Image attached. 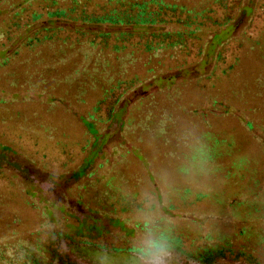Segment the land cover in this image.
<instances>
[{
    "label": "rangeland",
    "instance_id": "1",
    "mask_svg": "<svg viewBox=\"0 0 264 264\" xmlns=\"http://www.w3.org/2000/svg\"><path fill=\"white\" fill-rule=\"evenodd\" d=\"M191 2L199 8L205 0ZM259 2L242 1L245 19ZM245 23L233 22L207 38L192 73L143 86L152 92L151 115L171 114L176 122L170 133L184 131V144L174 136L167 142L158 137L161 117L149 120L148 132L121 128L120 119L142 115L137 102L111 121L94 124L91 134L86 131L77 116L100 89L88 79L89 67L79 52L43 48L32 59L1 68L0 131L26 130L49 161L61 148L72 152L74 142L89 140L65 175L5 144L10 149L0 150L2 241L60 232L68 236L69 250L88 264H130L125 249L141 239L144 213L152 204L167 219L166 236L185 256L208 248L264 254V145L259 143L264 140V80L258 84L246 77L245 89L232 84L222 90L217 102L224 107L207 118L198 115V103L204 100L189 80L212 71L218 49L238 37ZM241 66L249 76L263 69L264 50L256 60L244 57ZM206 132L225 143L213 159L195 152L204 142L213 143ZM168 147L174 156L166 155ZM122 200L134 201L139 209L120 213Z\"/></svg>",
    "mask_w": 264,
    "mask_h": 264
},
{
    "label": "trees",
    "instance_id": "2",
    "mask_svg": "<svg viewBox=\"0 0 264 264\" xmlns=\"http://www.w3.org/2000/svg\"><path fill=\"white\" fill-rule=\"evenodd\" d=\"M242 1L205 0L197 8L191 0H0V69L25 57L32 59L43 48L79 52L89 67L88 79L100 89L88 108L75 115L86 131L94 132V124L111 121L117 113L137 102L142 115L126 122L120 119L121 128L148 132L149 120L161 117L156 123L158 137L167 142L174 136L184 144V131L178 136L174 131L170 133L171 125L176 122L171 114L151 115L152 92L143 86H148L153 79L178 78L183 71L192 73L200 61L206 39L228 24L245 20L238 37L218 49L212 71L200 77L190 75L189 80H193L194 88L204 100L198 103V115L207 118L212 111L224 107L217 98L232 84L243 90L246 77L258 84L263 81L264 68L249 76L243 73L241 63L244 57L256 60L264 50V0H260L247 19ZM0 103L3 100L0 99ZM163 121L168 122L166 127ZM204 137L212 138L213 143L201 144L196 148V155L213 159L225 143L207 132ZM82 142H74L76 149L72 152L61 148L55 160L49 161L43 150L35 148L34 139L26 130L21 129L16 134L0 131L1 153L10 149L5 144L10 145L34 163L58 171L60 175L75 168L89 140ZM259 143L264 145V140ZM166 155L174 156V151L168 147ZM120 202V213L125 209H139L132 200ZM167 208L173 209L171 205ZM182 214L191 215V212ZM28 237L7 243L0 237V264H88L69 250L67 235L53 232L40 238L38 234L29 233ZM167 239L171 261L180 264L181 261L186 264H264V254L252 249L224 253L221 249L208 248L192 257L185 256L177 242Z\"/></svg>",
    "mask_w": 264,
    "mask_h": 264
},
{
    "label": "clouds",
    "instance_id": "3",
    "mask_svg": "<svg viewBox=\"0 0 264 264\" xmlns=\"http://www.w3.org/2000/svg\"><path fill=\"white\" fill-rule=\"evenodd\" d=\"M144 217L141 239L125 249L130 264H170L172 253L166 236V217L152 204ZM107 248L105 245V251Z\"/></svg>",
    "mask_w": 264,
    "mask_h": 264
}]
</instances>
